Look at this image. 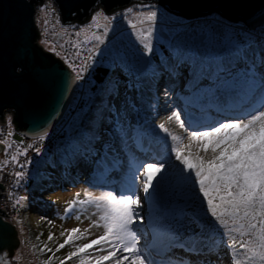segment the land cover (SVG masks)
Wrapping results in <instances>:
<instances>
[{"label":"snow or ice","instance_id":"snow-or-ice-1","mask_svg":"<svg viewBox=\"0 0 264 264\" xmlns=\"http://www.w3.org/2000/svg\"><path fill=\"white\" fill-rule=\"evenodd\" d=\"M177 7L166 0L141 2L138 26L128 19L133 8L109 14L105 0H95L90 20L108 23L93 33L91 47L73 45L75 55L63 57V65L22 57L13 66L30 78L37 96L54 81L58 99L23 152L9 155L12 145L0 139V181L11 177L18 186L28 176L29 149L36 156L49 151L56 123L67 164L101 179L120 177L89 224L102 233L76 245L66 259L98 245L94 264H222L225 258L264 264V8L247 12V0H213L206 11L185 16ZM118 18L128 26L127 37L116 27ZM67 28L76 36L83 31L71 23ZM177 86L186 93L183 106L168 99ZM153 90L155 101L146 109V93ZM161 94L167 119L184 129L187 144L149 120ZM161 140L164 149L157 151ZM28 199L12 201L13 210ZM77 203L87 201L73 200L65 211ZM79 232L67 230L57 250Z\"/></svg>","mask_w":264,"mask_h":264},{"label":"rangeland","instance_id":"rangeland-1","mask_svg":"<svg viewBox=\"0 0 264 264\" xmlns=\"http://www.w3.org/2000/svg\"><path fill=\"white\" fill-rule=\"evenodd\" d=\"M137 6L138 5H132L129 7L133 8V11L128 13V19L136 22L139 26V21L142 17L138 15ZM45 21H47V23H45ZM35 23L40 29H43L47 25L52 27L56 32V36L57 34L59 35L57 36L59 47H63L68 43L71 45H69V47L72 48L73 45H79L81 48H88L92 46V43H95L93 40V33L99 35L108 22L103 17H99L96 21L88 20L81 25H77L79 28L83 29V31L80 32L79 36H76L73 34L72 29H68L67 26H63L60 23L57 10L52 6L51 0H46L36 9ZM97 25L99 26V31L97 30ZM146 26L147 25H145V27ZM116 27L120 32H123L126 37L128 36L129 29L124 20L118 18ZM90 41L91 43H89ZM40 44L47 52H50V49L54 48L45 38L41 39ZM178 84L179 81H177V85ZM156 95L154 90L150 93H146V109L147 103L150 101L154 102ZM185 95L186 93L181 91L180 87L177 86L175 94L168 99L170 103H173V106H183L184 101L181 97ZM168 115H170V112L166 110L165 98L161 94L159 96L158 109L148 112L149 120H151L153 124H165L170 133L183 136V143L187 144L188 134L185 133L184 129L180 128L175 120L169 121L167 119ZM6 128L7 134L13 133L11 136L6 134L5 137L6 142L10 143L15 131L11 118L10 123H6ZM157 132L159 137H164L165 134L162 131L157 130ZM169 143H171V141H169ZM2 146L3 149L1 154L4 159V145ZM196 146L197 145L194 144L193 148ZM163 149L164 145L161 140V143L156 146V150L163 151ZM61 152V148L57 147L51 151H46L41 156H36L32 160V167L28 172V177L31 179L30 184L28 186L23 185L16 193L15 197V199H17L19 196H27L29 199L27 201H21L18 211H13L12 214H9V217H7L8 219L4 218L14 226L16 239L18 241V246L13 249L12 264H47L49 260L50 264H60L61 261H63L64 264H80L81 259L87 260L88 258H91L94 264L95 257L101 254L97 250L99 248L97 245L93 246L91 249H86L83 253H78L75 257L66 259L69 252L77 250L76 245L88 243L102 233L103 229L100 228L93 227L89 229V224L92 220L98 219L99 211L96 204L101 202L104 193L111 190V188H119L117 181L120 177L115 175L112 179L110 175L106 179H101L95 172L81 170V174L76 176L71 184H66L63 181L59 182L57 185L59 176L69 165L65 162V158L62 156ZM109 181H115L116 184L111 186V184L108 183ZM49 185L57 186L46 189ZM141 195L143 194L141 193ZM73 200L87 201V203H77L70 212H66L65 209L68 208L69 203ZM34 202L40 203L42 208L40 213L32 210L31 204ZM146 210L145 206V212ZM42 217L45 219H42ZM49 221H51V223H49ZM144 223L145 230H147V219H145ZM76 227L80 229V232L73 234L69 243L62 249L57 250L56 245L63 243L67 238V230ZM85 229H88V231H85ZM50 233L53 236L52 240L48 239ZM148 239H151L150 235ZM48 249H51V251H48ZM6 259V257H3L0 262L4 263ZM105 264H107V262H105ZM222 264H230V261L225 258Z\"/></svg>","mask_w":264,"mask_h":264},{"label":"water","instance_id":"water-1","mask_svg":"<svg viewBox=\"0 0 264 264\" xmlns=\"http://www.w3.org/2000/svg\"><path fill=\"white\" fill-rule=\"evenodd\" d=\"M46 0H0V124H5L3 115L12 112L15 130L28 135L40 134L39 127L48 119L56 107L58 92L55 82H51L44 94L37 96L27 75H20L13 66L23 57L25 63L53 62L63 65L59 59L45 52L37 44L39 38L35 23L36 9ZM56 7L58 18L63 26L85 23L95 0H51ZM147 0H105L109 14L125 7L138 5ZM172 5L179 4L176 11L185 16H195L207 10L213 0H166ZM264 8V0H247V12H258ZM75 13V15H73ZM47 58V59H45ZM14 105V107H10ZM55 121V116L52 117ZM0 145V160H3ZM0 189L5 190L0 184ZM4 210L0 209V220ZM0 225V252L6 251L12 257L18 246L14 226L5 221Z\"/></svg>","mask_w":264,"mask_h":264},{"label":"built area","instance_id":"built-area-1","mask_svg":"<svg viewBox=\"0 0 264 264\" xmlns=\"http://www.w3.org/2000/svg\"><path fill=\"white\" fill-rule=\"evenodd\" d=\"M52 6L55 7V5L53 4V2L51 1ZM56 9V7H55ZM118 12V11H116ZM55 14V13H54ZM59 19V18H58ZM72 25H79V24H72ZM37 33L39 38L37 39V44L39 46H41V48L47 52L45 50V48L40 44L41 39L45 38L51 45L54 46L55 52L50 51L48 53L52 54L54 56L55 59H59L62 64H63V57L65 56H74L75 55V49H73L72 47H69L70 44L66 43L65 46L63 47H59V44L57 42V36H59L57 34L56 36V32L55 30L50 27V26H45L43 29H40L39 27H37ZM71 46V45H70ZM57 53L59 55H57ZM11 118L12 119V112H7L3 115V120L5 122V124L1 125L0 124V139H4L6 137L7 134V128H6V121ZM57 126H55V131L52 134L51 140L47 141V145H48V149L51 150L54 147H56L58 144L61 143V138H60V133L56 130ZM15 129V126H14ZM39 135V134H38ZM38 135H28L25 132H18V131H14V136L12 137L10 144L12 145L11 149H9V155H14L16 154L17 150H19L20 152H23L24 148L29 144V143H35L37 136ZM24 141L23 144H19L18 141ZM28 156L29 158H31L32 160L36 157V155L32 152L31 149H29L28 152ZM21 162H23L24 157L21 156L20 157ZM11 167V166H10ZM32 165H28V167L25 168V171L28 173L31 169ZM18 170V169H17ZM27 180V177L23 180H21L19 182V185L17 186V184L12 183V178L8 177L6 181H0V184L5 187V190L0 189V209L4 210V214H7V216H9V214H12L13 212V208H12V201L15 200L16 197V193L22 188V186L25 184ZM7 190L12 191L15 195L12 196L11 198H9L8 194H7ZM6 219L7 217L3 216V219ZM4 219V220H5ZM8 219V218H7ZM6 221V220H5ZM3 253H6V251H2L0 252V256H2ZM7 259L4 261V263L0 262V264H9V258L12 257H6ZM7 261V262H6Z\"/></svg>","mask_w":264,"mask_h":264},{"label":"trees","instance_id":"trees-1","mask_svg":"<svg viewBox=\"0 0 264 264\" xmlns=\"http://www.w3.org/2000/svg\"><path fill=\"white\" fill-rule=\"evenodd\" d=\"M56 130L60 133V130H61L60 124L57 126ZM57 147L60 148V144H58L54 148H57ZM51 150H49V151H51ZM79 174H81V170L80 169H78V168L77 169H74L71 165H68V167H66V169H64V171L59 176L57 185L59 184V182H63V181L66 184H71L72 181L74 180V178L76 176H78ZM30 181H31V179L27 176V180H26V182H25L24 185L28 186L30 184ZM57 185H54V186L53 185H49V186L46 187V189L56 187ZM31 208H32V210H34L35 212H38V213H40L41 210H42L41 205H40L39 202L32 203L31 204ZM11 251H13V250H11Z\"/></svg>","mask_w":264,"mask_h":264},{"label":"bare ground","instance_id":"bare-ground-1","mask_svg":"<svg viewBox=\"0 0 264 264\" xmlns=\"http://www.w3.org/2000/svg\"><path fill=\"white\" fill-rule=\"evenodd\" d=\"M59 125V123H56V125L55 126H58ZM112 176V179H113V177L115 176V175H111ZM108 183H110L111 184V186H113V185H115L116 183H115V181H109ZM158 259H159V257H157Z\"/></svg>","mask_w":264,"mask_h":264}]
</instances>
